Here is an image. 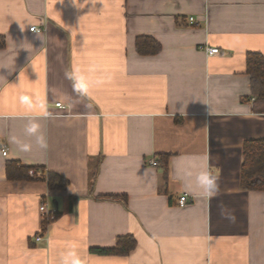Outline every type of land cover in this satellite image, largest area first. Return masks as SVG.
<instances>
[{"label": "crops", "instance_id": "0c3cea01", "mask_svg": "<svg viewBox=\"0 0 264 264\" xmlns=\"http://www.w3.org/2000/svg\"><path fill=\"white\" fill-rule=\"evenodd\" d=\"M0 36V264H58L68 241L82 264H264V191L240 185L243 142L264 138L247 68L248 53L264 56V0H0ZM143 36L160 51L139 53ZM29 119L47 150L9 142ZM195 157L215 194L181 178ZM8 161L68 183L11 179ZM122 236L136 241L129 254L96 251Z\"/></svg>", "mask_w": 264, "mask_h": 264}, {"label": "trees", "instance_id": "16d2710c", "mask_svg": "<svg viewBox=\"0 0 264 264\" xmlns=\"http://www.w3.org/2000/svg\"><path fill=\"white\" fill-rule=\"evenodd\" d=\"M5 39L0 36V48ZM137 49L141 54H156L161 45L149 36L137 39ZM247 68L250 75L251 95L254 97L255 112L264 113V56L261 53L251 52L247 55ZM243 163L240 172V185L244 190L264 191V138H249L243 142ZM168 160V156H162ZM31 167L19 165L16 161H8L7 172L11 179L27 178ZM51 190L65 188L67 181L59 175L48 173ZM136 241L131 236L118 238L115 248H101L96 251L103 254L127 255L135 248Z\"/></svg>", "mask_w": 264, "mask_h": 264}, {"label": "clouds", "instance_id": "9594fccd", "mask_svg": "<svg viewBox=\"0 0 264 264\" xmlns=\"http://www.w3.org/2000/svg\"><path fill=\"white\" fill-rule=\"evenodd\" d=\"M76 4V0H73ZM67 79L72 81L73 91L78 96H87L89 94V86L83 75L79 74L76 69L69 70L65 73ZM21 103L27 104V97H21ZM47 115V113H45ZM24 138H29L31 142H27ZM9 142L17 145L20 151L28 152L34 146L41 150H47L48 140L45 132L42 130L38 120L29 119L25 124L22 134L17 136L12 134L9 136ZM194 177L195 186L202 194L213 195L218 190V177L214 175L208 167L206 157L192 158L190 163L182 170L181 178L187 179L191 183ZM222 215L230 221H235V216L222 210ZM49 249L56 250L57 245L54 240L48 241ZM58 264H82V257L79 254V246L72 241L66 242L58 251Z\"/></svg>", "mask_w": 264, "mask_h": 264}, {"label": "built area", "instance_id": "2783aa9c", "mask_svg": "<svg viewBox=\"0 0 264 264\" xmlns=\"http://www.w3.org/2000/svg\"><path fill=\"white\" fill-rule=\"evenodd\" d=\"M191 20L193 21L194 18L191 17ZM31 30H41L40 28H36L35 26L31 28ZM206 52L208 53V55H212L215 53H219V49L216 47H205ZM57 105H61L60 102L57 103ZM4 155L8 154V149L4 148L3 151ZM151 164H153L154 166H156L158 164L157 161H152ZM28 175L32 178H38V179H44L46 178V176L48 175V172L46 169H42V168H30L28 170ZM189 201H191L190 196L188 195V193H184L180 199H179V205L180 207H184ZM40 210L43 213V215L45 216V219L47 221H54L57 217V212L56 210L53 208H50L47 203H42L40 205ZM43 237L41 235H38L36 240L40 241L42 240Z\"/></svg>", "mask_w": 264, "mask_h": 264}, {"label": "bare ground", "instance_id": "6f19581e", "mask_svg": "<svg viewBox=\"0 0 264 264\" xmlns=\"http://www.w3.org/2000/svg\"><path fill=\"white\" fill-rule=\"evenodd\" d=\"M193 22H195L194 20H193ZM219 49V48H218Z\"/></svg>", "mask_w": 264, "mask_h": 264}]
</instances>
